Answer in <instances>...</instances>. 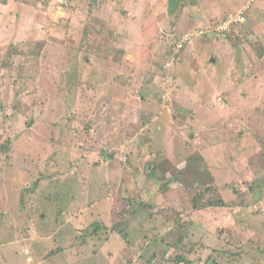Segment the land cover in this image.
Masks as SVG:
<instances>
[{
	"label": "rangeland",
	"instance_id": "rangeland-1",
	"mask_svg": "<svg viewBox=\"0 0 264 264\" xmlns=\"http://www.w3.org/2000/svg\"><path fill=\"white\" fill-rule=\"evenodd\" d=\"M9 139L0 264H264V0H0Z\"/></svg>",
	"mask_w": 264,
	"mask_h": 264
},
{
	"label": "trees",
	"instance_id": "trees-1",
	"mask_svg": "<svg viewBox=\"0 0 264 264\" xmlns=\"http://www.w3.org/2000/svg\"><path fill=\"white\" fill-rule=\"evenodd\" d=\"M179 1L180 0H171V6L172 7H176L177 6V4L179 3ZM209 33V32H208ZM210 34V33H209ZM210 35H212L213 36V34H210ZM11 147H12V141L9 139V140H7L4 144H0V156L1 155H5V156H8L9 154H10V152H11ZM104 155H106V154H104ZM105 157H107V156H105ZM195 159V163L196 164H201L202 166H203V168L204 169H201V168H198V171L197 170H195L194 172H193V175H194V177H195V179H201L199 182H204V181H206V182H204V184H198V187L197 186H193L192 188L191 187H189V188H191V189H193V191H192V194H194V195H196L195 196V198H196V200H195V209H197V208H199L198 206H199V202L202 204L203 202H204V199H206V195L207 194H209L211 191H212V187L210 188L208 185H207V182H208V178L211 176V174H210V172H209V169H208V166H207V164H206V162H205V160L204 159H201L199 156L198 157H195L194 158ZM154 162L155 163H153V164H157V158H155L154 159ZM157 170L158 169H155L154 171H153V174L155 175L156 174V172H157ZM153 175V176H154ZM180 178H182V177H180V175L179 176H177V179H180ZM175 180H174V182H176V178H174ZM178 181V180H177ZM178 182H180V181H178ZM177 183V182H176ZM211 190V191H210ZM234 191H235V193H239L238 191H237V189H234ZM191 192V191H190ZM225 206H226V204L224 203V199L222 198V196L221 195H219V194H217V197H216V199H214V201H210V202H208L206 205H204V207L203 208H225ZM180 223V219L178 220V224ZM181 224V223H180ZM185 224H188V223H185ZM185 224H184V226H185ZM98 229H99V227H98ZM98 229L97 230H95L94 231V233L95 234H98L97 232H98ZM186 260H185V258L184 257H178L177 258V263H184ZM215 264H218L216 261H215Z\"/></svg>",
	"mask_w": 264,
	"mask_h": 264
},
{
	"label": "clouds",
	"instance_id": "clouds-1",
	"mask_svg": "<svg viewBox=\"0 0 264 264\" xmlns=\"http://www.w3.org/2000/svg\"><path fill=\"white\" fill-rule=\"evenodd\" d=\"M246 8H247V7H246ZM248 10H249V9H248ZM244 12H245V13H244V16H243V17H244V21L246 22V19H247L246 17H247V15H248V14H247L248 11H247V10L245 11V9H244ZM246 14H247V15H246ZM239 15H240V13L237 14L235 17L229 19L227 22L223 21V25H222V26L226 27V24H227V23H229V24L227 25V27H229L231 24H236V23H237L236 25H238V24H241V23H245L244 21H235V20L239 17ZM227 27H226V28H227ZM216 31H217V30H216ZM209 33H210V34H213V33H215V32L210 30ZM209 33L205 31V32H204V36H206V35H210Z\"/></svg>",
	"mask_w": 264,
	"mask_h": 264
},
{
	"label": "built area",
	"instance_id": "built-area-1",
	"mask_svg": "<svg viewBox=\"0 0 264 264\" xmlns=\"http://www.w3.org/2000/svg\"><path fill=\"white\" fill-rule=\"evenodd\" d=\"M58 1V3L60 4V5H68L69 3H70V1L69 0H57ZM248 9H249V7H247V8H245V11L247 10L248 11ZM244 13L245 12H241L240 13V15H239V17L235 20V21H244ZM229 23H227L226 24V27H227V25H228Z\"/></svg>",
	"mask_w": 264,
	"mask_h": 264
},
{
	"label": "crops",
	"instance_id": "crops-1",
	"mask_svg": "<svg viewBox=\"0 0 264 264\" xmlns=\"http://www.w3.org/2000/svg\"><path fill=\"white\" fill-rule=\"evenodd\" d=\"M70 1V0H69ZM183 1V0H182ZM215 16H217L216 15V13H213ZM221 27V26H220ZM214 28V27H213ZM213 28H211V29H213ZM216 28V27H215ZM204 31H206V32H209V29H204ZM215 34H213V36H214ZM18 248V247H17ZM3 260L5 259V258H2Z\"/></svg>",
	"mask_w": 264,
	"mask_h": 264
}]
</instances>
